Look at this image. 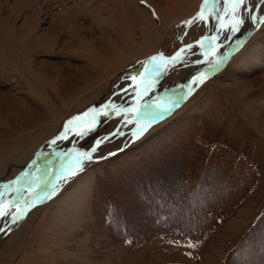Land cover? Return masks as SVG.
Returning <instances> with one entry per match:
<instances>
[{"label":"rangeland","instance_id":"obj_1","mask_svg":"<svg viewBox=\"0 0 264 264\" xmlns=\"http://www.w3.org/2000/svg\"><path fill=\"white\" fill-rule=\"evenodd\" d=\"M149 1L0 0V191L19 179L7 192L9 201L31 203L64 158L87 152L97 138L132 118L97 148L92 155L97 162L85 161L74 176L62 178L50 198L37 202L18 223L0 219V228L11 226L0 239V264H249L264 258V221L235 254L264 211V24L248 36L251 14L236 34L237 41L246 42L223 70L132 144L103 157L128 143L146 117L123 112L100 117L90 109L109 101L121 109L164 103L208 65L201 54L208 41L187 51L183 63L164 61L214 36L219 21L211 0L208 21L190 27L184 22L205 0ZM223 5L220 0L221 14ZM250 6H260V0H250ZM231 37L226 28L218 58L226 55ZM101 47L106 54L99 55ZM152 57H162L159 74L145 70L152 68ZM207 59L213 60L210 54ZM162 103L155 106L162 109ZM77 116L83 119L60 139ZM94 119L98 124H91ZM177 146H182L178 156ZM232 157L248 161L257 173L255 184L247 188L251 171L234 166ZM41 165L39 176L24 175ZM166 184L167 194L184 192V213L194 206L221 209L218 223L195 238L159 231L148 203L155 188ZM242 189L245 196L227 207ZM209 217L194 210L183 214L176 232L187 233Z\"/></svg>","mask_w":264,"mask_h":264},{"label":"snow or ice","instance_id":"obj_2","mask_svg":"<svg viewBox=\"0 0 264 264\" xmlns=\"http://www.w3.org/2000/svg\"><path fill=\"white\" fill-rule=\"evenodd\" d=\"M220 4V0H211V6L213 9H216V11L213 13L219 21L217 27L220 31H224L226 28H230V32L232 35H236L239 30H240V25L244 24V14L248 13L251 14L250 19L251 23L253 25L257 24H264V12L261 11V6H264V0H260V6H257L253 8L250 6V0H224V5H223V13H219L218 10V5ZM209 9V0H205L203 7L201 8L200 12L197 13L195 17H193L191 20L185 21L184 25L186 27L192 26L194 23H199L201 21L207 22L209 17L205 14L206 11ZM224 16H229L230 17V23L226 24L224 22ZM259 16V19H258ZM219 40L218 36H205L203 37L200 41L196 42V45H186L184 48H181L173 57L168 58L165 60V63L171 62L172 65H175L177 63H183L185 61V53L187 51H190L194 46H199L201 48H204L205 46V41H208V48L211 52V55L213 57H216V49L220 47V45L223 43L222 41L220 44H215L216 41ZM243 41H237L236 42V47L237 49L243 45ZM235 49L233 50L234 54ZM205 56V63H208L209 65V70L211 72H215L220 69V67L227 62V60L230 58V55H224L223 53H220L219 58L213 59L209 61L207 59L209 53L205 52L202 53ZM162 59V57H152L148 63L152 64L151 69H145L146 71H152L157 74L160 73V65L157 63L158 60ZM201 61L197 60L196 63H200ZM206 78L205 73L201 72L197 76V78L193 81V83L197 82H203V80ZM132 80H136L137 77H132ZM137 95H140L139 93ZM143 108V115L146 117V121L140 123V125L137 128V131L133 133V136L135 138H139L140 135H142L144 132H146L153 123L163 120L167 118V116L171 115L173 112L174 106L171 107H164L160 110H154L153 106L150 104H144L142 106ZM106 109H111L112 113L114 115H120L121 111L125 115L128 113H136L140 114L141 113V108L139 107H133V108H127V109H121L119 107H116L113 102L109 101L105 105H102L100 109H97L96 107H93L92 109L89 110V112L97 113L99 115L100 112H103L104 116L108 115V112ZM89 113H84V116H88ZM83 118L80 116L74 117L72 120H69L67 124L65 125V132L63 136L60 137V139H64L67 137V134L72 131V127L75 125L78 121H81ZM126 123H131V120H126ZM92 125L98 124L97 120H93L91 122ZM89 131L92 130L90 127L87 129ZM77 136H83L84 132L83 131H77L75 133ZM52 143H56L55 140L52 141ZM102 143L101 140L96 141L97 147ZM97 147H93L90 152H81L78 153V158L75 163V167L71 169L63 178L67 179L68 175L74 176L76 174V170H78L83 162L85 160H91L92 155L97 151ZM27 176V173L24 174ZM19 183V179L16 181H12L11 184L9 185H3L4 191H0V219L3 218H10L9 223L10 224H16L19 222L20 219H22L26 213L33 207L35 206L36 202L41 201L42 199H48L50 198V195L45 192L43 196L40 194L34 193V199L32 203H26L25 206H21L18 202L15 201H9L7 199V192L10 190L12 184ZM19 191V189H17ZM5 231V229L0 228V232Z\"/></svg>","mask_w":264,"mask_h":264},{"label":"trees","instance_id":"obj_3","mask_svg":"<svg viewBox=\"0 0 264 264\" xmlns=\"http://www.w3.org/2000/svg\"><path fill=\"white\" fill-rule=\"evenodd\" d=\"M181 152H182V146L181 147L177 146L175 148V155L178 156ZM190 153L191 152H188V154H190ZM231 163H233L234 166H236V167H238L239 165H244L247 169H249L251 171L250 185H247V188H249L251 186L252 182H254V184L256 183L257 173H256V171H253V167L249 165L248 161H245L242 158L236 159V158L232 157ZM177 183H178V181H177ZM170 185L172 187L171 183H170ZM175 185H177V184H174V187L178 188V185L177 186H175ZM197 187H198L197 182L193 183V192L194 193H196V191L198 189ZM166 189H169V184H166L165 186H163V188H159V187L155 188V190H154L155 194L151 197L153 199V202L148 203L152 207V209L149 213L152 212V215L155 218L154 225H157L158 230L161 231L162 233H165L166 235L173 236V237L181 236L184 238V237H186V235H190L191 238H195L201 232L206 231V229L207 230L210 229L211 227L215 226L216 223H218V221H219L218 218L220 215L219 213H220L221 209L214 207V206H210L209 208L194 206L191 209L189 208L186 211V213L190 214V212H192L193 210H194V212H204L207 216H210L209 220L207 219L208 223L196 222L195 224H193V228H194L193 230H188L187 233L186 232H183V233L176 232V227H177L176 224H178V222H179L178 220L181 219V216L183 214H186L183 212L184 211V204H185V203H183V200L185 198V195H184L183 191L182 192L179 191V188H178V190H176V192H173L172 194H167ZM243 189L240 192L236 191L233 194V196L230 198V204L227 207L232 208L235 204H237L239 202L240 199H242V197L245 196V195H243ZM173 190H174V188H173ZM160 191H162V193ZM148 199H150V197ZM222 211H224V210H222ZM194 216L197 217L200 215L198 213H195ZM263 221H264V211L261 214V216L258 218L256 223L254 224L253 228L247 234H245V237L243 238L242 242L238 246L235 254H237L238 252H241V250L246 248L247 242L249 243L252 239L251 235H254L253 232L256 231V228L258 226H260V224ZM228 264H232L231 260L228 262ZM249 264H264V258H259L252 263L250 262Z\"/></svg>","mask_w":264,"mask_h":264},{"label":"water","instance_id":"obj_4","mask_svg":"<svg viewBox=\"0 0 264 264\" xmlns=\"http://www.w3.org/2000/svg\"><path fill=\"white\" fill-rule=\"evenodd\" d=\"M259 25L260 24H257V25H254L252 28H251V30H250V32L248 33V36H250L254 31H255V29H257L258 27H259ZM216 33H221V31L218 29V27H217V29H216ZM246 40L247 39H242V40H240V41H243L244 43H243V45L245 44V42H246ZM242 45V46H243ZM241 46V47H242ZM240 48V47H239ZM238 48V49H239ZM235 49V51H234V54H235V52L238 50L237 49V47L236 46H234V47H232L230 50H228L227 51V53H226V55H229V54H231L230 55V58L227 60V62L226 63H224L221 67H220V69L219 70H217V71H215V72H211V71H207L206 72V69H207V66L204 68V70H202L201 72H203V73H205V75H206V78L203 80V82L204 81H206V80H208L209 78H211L213 75H215V74H217V73H219L221 70H223L226 66H227V64L229 63V61H230V59L232 58V56L234 55L233 54V50ZM201 72H199V73H201ZM199 73H197V74H195L193 77H191L190 78V80H189V82H188V84L186 85V86H184L182 89H179L178 91H176V98H175V101L173 102V105H171V106H174V108L173 109H175V108H177V107H179L183 102H184V100L200 85V84H202L203 82H197V83H193V81L197 78V76L199 75ZM194 84H196L194 87H193V89H189L192 85H194ZM163 101V100H162ZM162 101H161V103H162ZM161 103H159V104H150V105H152L153 106V108L154 107H156L155 105H160ZM171 106H169V107H171ZM123 109H127V108H123ZM107 112H108V114H110V113H112V111L111 110H106ZM121 112H123V111H121ZM143 113V108L141 109V113L140 114H136V113H131L132 115H133V118L134 117H137V116H139V115H141ZM93 114V112H91L90 113V115H92ZM89 115V116H90ZM99 116L100 117H102V116H104L103 115V112H100L99 113ZM126 120H132V118H129V119H125L112 133H110V134H105V135H102L101 137H99V138H97L96 140H95V142H94V144H93V146L87 151V152H90L91 151V149L93 148V147H97V145H96V141L97 140H101L102 141V143L101 144H103L104 142H106L112 135H114V134H120V132H119V129H121V128H123L124 126H126V125H128L129 123H126L125 121ZM153 125V124H152ZM137 130H135L134 132H136ZM141 136V135H140ZM137 138H135L134 136H132V138L130 139V141H129V143L126 145V146H120V148H118V149H116V150H112V151H108V153L106 154V155H104L103 157H108V156H111V155H114V154H116V153H118L119 151H121V150H123V149H125L129 144H132L133 143V141L134 140H136ZM100 144V145H101ZM99 145V146H100ZM98 146V147H99ZM97 147V148H98ZM86 162H88V163H95V162H97V159L96 158H93L92 157V159L91 160H85ZM85 161L83 162V163H85ZM73 163H76V161H73L71 164H73ZM70 164V165H71ZM70 165H68V164H62V165H59V168L57 169V171H56V173L54 174V176H53V178H52V180H51V182L47 185V186H45L43 189H41L40 191H39V193L38 194H40L41 196H43V194L45 193V192H49L53 187H54V185L57 183V182H59L62 178H63V176L66 174V172L68 171V168L70 167ZM43 170V165H41V166H39V167H35L27 176H32V175H34V174H36L37 176H39L40 175V173H41V171ZM26 176V177H27ZM24 177H22L21 179H23ZM37 203V202H36ZM35 203V204H36Z\"/></svg>","mask_w":264,"mask_h":264},{"label":"bare ground","instance_id":"obj_5","mask_svg":"<svg viewBox=\"0 0 264 264\" xmlns=\"http://www.w3.org/2000/svg\"><path fill=\"white\" fill-rule=\"evenodd\" d=\"M154 0H150L149 2H153ZM172 1H174V0H168L167 2H172ZM156 3H158V2H156ZM154 4V3H153ZM159 4V3H158ZM159 5H161V4H159ZM161 7V6H160ZM168 7H166V9H167ZM165 9V8H164ZM181 12H183V10L181 11ZM246 15H247V13H245L244 14V20H245V17H246ZM230 19V17L229 16H224V22L226 23L228 20ZM241 26V25H240ZM217 32V31H216ZM215 32V36H218L219 37V40L221 39V36H222V32L223 31H221V33H216ZM239 33V32H238ZM238 33H237V35H238ZM110 40V39H109ZM218 40V41H219ZM241 40V39H240ZM218 41H216L215 42V44H217L218 43ZM235 41H237V38H236V35H232V37H231V39H229L228 41H227V46H228V48H227V51L228 50H230L231 49V47H232V44H233V42H235ZM91 43H94L95 44V41H93L92 40V42ZM219 51H220V47L219 48H217L216 49V57H213L212 55H211V52H210V50H209V48L207 47L202 53H205V52H208L209 54H210V56L214 59H216V58H218V54H219ZM98 52L100 53L99 55H104V54H106L107 52H106V50H105V48H103V47H101V48H99L98 49ZM114 52V51H113ZM201 53V54H202ZM92 67H93V65H92ZM91 66H88V69L89 70H92L93 68H92ZM207 71H210L209 70V66L207 67V69H206V72ZM92 72V74H93V71H91ZM196 84H194V85H192L189 89H193V87L195 86ZM175 98H176V92L174 93V94H172L171 95V97L170 98H168L164 103H162L163 105H164V107H169V106H171V105H173V102L175 101ZM18 101V100H17ZM25 107V111H29V113L31 114V115H33L32 117H34L35 116V113L33 112V110L29 107V106H24ZM154 110H160V109H158V107H154L153 108ZM14 111V110H13ZM22 115V114H21ZM23 117V116H22ZM40 119H41V117H39ZM36 119V118H35ZM35 119H33V120H35ZM146 121V118L144 119V120H142V122H145ZM22 124L24 125L25 124V121H22ZM27 124V123H26ZM138 128V127H137ZM137 128H135L133 131H132V133L130 134V136L128 137V143H129V141H130V139L132 138V136H133V133H134V131L135 130H137ZM127 142L125 143V144H122L121 146H126L127 144H128ZM107 153H105L104 155H106ZM77 158H78V156H76V157H69V158H64L61 162H60V165H64V164H71L73 161H76L77 160ZM33 176H37L36 174H34ZM24 194V193H23ZM22 194V195H23ZM33 202V201H32ZM31 202V203H32ZM11 229V226H6L5 227V231H3V232H5L4 234H0V239L7 233V231L8 230H10Z\"/></svg>","mask_w":264,"mask_h":264},{"label":"crops","instance_id":"obj_6","mask_svg":"<svg viewBox=\"0 0 264 264\" xmlns=\"http://www.w3.org/2000/svg\"><path fill=\"white\" fill-rule=\"evenodd\" d=\"M162 8H163V6H162Z\"/></svg>","mask_w":264,"mask_h":264}]
</instances>
